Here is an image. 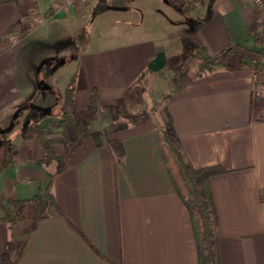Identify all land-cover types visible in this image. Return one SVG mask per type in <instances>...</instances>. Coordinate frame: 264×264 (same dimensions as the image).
Here are the masks:
<instances>
[{"label": "crops", "instance_id": "crops-1", "mask_svg": "<svg viewBox=\"0 0 264 264\" xmlns=\"http://www.w3.org/2000/svg\"><path fill=\"white\" fill-rule=\"evenodd\" d=\"M62 2H0L2 263L197 264L190 216L158 139L166 132L194 168L225 169L208 180L220 264H264V3L91 0L65 10ZM152 7L158 26L138 31ZM110 12L132 19L133 31L93 47L75 37L69 53L60 54L59 42L50 48L59 54L29 51L46 47L44 28L79 27ZM196 46L236 56L198 75ZM72 60L74 72L53 77ZM174 80L180 85L170 90ZM154 102L169 123L147 111ZM117 108L147 114L128 121L120 112L111 126ZM65 114L89 118L82 134L69 131ZM46 193L40 211L23 201Z\"/></svg>", "mask_w": 264, "mask_h": 264}, {"label": "trees", "instance_id": "trees-1", "mask_svg": "<svg viewBox=\"0 0 264 264\" xmlns=\"http://www.w3.org/2000/svg\"><path fill=\"white\" fill-rule=\"evenodd\" d=\"M1 1L5 0H0V2ZM260 54L264 55V49ZM192 56L200 60L198 71V75H200L213 68L226 67L225 60L230 56L236 55L229 47L216 53H211L203 46H196L192 51ZM94 105L95 98L93 94L90 108L93 109ZM116 112L119 114L121 111L117 108ZM144 117L145 116L142 118ZM167 118L166 122L169 123L170 118L168 115ZM75 119V114L64 116V122L70 128L73 127ZM114 125L115 122L111 124V126ZM158 139L166 168L172 179L175 190L187 208L190 216L196 243L197 264H220L218 221L216 208L208 186V180L213 175L225 172V169L221 166L194 168L182 152L180 144L176 139L166 132L158 133ZM111 147L117 159L121 160L123 156L122 144L114 142ZM46 199H50V196L47 193L23 201L32 200L38 202L40 211L44 205L43 202ZM23 201L13 200L12 202L20 204ZM39 211L37 212L33 223L39 218ZM10 246L11 243L8 244V248ZM0 264H3L1 256Z\"/></svg>", "mask_w": 264, "mask_h": 264}, {"label": "rangeland", "instance_id": "rangeland-1", "mask_svg": "<svg viewBox=\"0 0 264 264\" xmlns=\"http://www.w3.org/2000/svg\"><path fill=\"white\" fill-rule=\"evenodd\" d=\"M91 0H77L72 4H79V6L81 4H87L89 3ZM254 3V2H253ZM258 5V4H256ZM62 6V3L61 5ZM63 8V7H62ZM67 10V9H65ZM117 12H110L109 14H103V15H99L100 17L97 18V20L95 21H91V23L85 25L84 23L86 22V20L83 21V23H81L82 25H79V27H77V24L75 26L72 25H65L62 27H52L50 26V29H45V35L47 37V39L45 40V44L46 47H40L36 46V44H33L31 47L29 46V51L34 53V54H59L58 51L55 50H51L50 48H52V46H54L55 43L59 42L58 45L60 46V49H62V51H60V54L62 53H69V52H73V50L75 51V46L74 45H70L71 43H73V38L77 37H81L79 38L80 40H91L92 43L90 44H85L82 47H93V46H100V45H104L107 42H109L110 40H114L115 36H126L125 33H128L129 31H133V29L135 28V24H133L132 19L125 17H122V15L116 14ZM158 14L155 12L154 8L152 7V13L151 12H145L144 14V20L139 23L140 25H137V29L138 31L147 29L149 30V24L152 25V27H157L158 26ZM135 23V22H134ZM54 28V29H51ZM53 30V31H52ZM53 32V33H52ZM55 34V35H54ZM55 36V37H54ZM57 36V37H56ZM68 41V43H67ZM96 41V42H95ZM79 44H76V47H78ZM80 48V47H79ZM65 49V50H63ZM62 52V53H61ZM57 71L54 73L56 74L53 77H62L65 78L70 72H74L76 69V62L75 60L70 61L69 63H65V64H61L59 67H57ZM47 70H44V68L40 69V76H43L44 73H46ZM181 77L183 78L184 75H181ZM182 81V80H180ZM180 84L178 83V81L174 80L170 86V90L172 88H176L178 87ZM63 96V94L61 95ZM168 96V92H164L161 93L159 95L160 100L162 101L163 99H165ZM148 112L150 111H156L158 112V114L164 119V123L167 124L166 119L167 118V114L165 112V108L162 106V102H154V106H152L149 110H147ZM146 111V112H147ZM121 112L123 113V115H125L127 117L126 120L131 121L133 119H135L136 117H139L140 115H144L147 114L146 112H143L141 114H139L138 111L130 109L127 111H124V109H121ZM120 114V113H119ZM116 110L113 111V120L116 122V118L119 115ZM66 116V114L64 115ZM63 116V117H64ZM83 117H81V119L79 120L78 116L76 115V119L73 122V127H68L66 125V127L69 129L70 132L72 131H77L79 134H82L84 131V126H86L87 121L89 120L88 117H86L85 115H82ZM141 116V117H142ZM83 118V119H82ZM6 133H0V140H3L5 138ZM72 138V139H71ZM69 141H71V143L74 141V138L72 135H70L67 138ZM262 199L264 200V191L262 192ZM18 238V237H17ZM19 239V238H18ZM14 240V242L11 243V246L14 245H18L19 241Z\"/></svg>", "mask_w": 264, "mask_h": 264}, {"label": "built area", "instance_id": "built-area-1", "mask_svg": "<svg viewBox=\"0 0 264 264\" xmlns=\"http://www.w3.org/2000/svg\"><path fill=\"white\" fill-rule=\"evenodd\" d=\"M77 0H63L62 6L64 9H67L69 5L74 3ZM80 1V0H79ZM255 4L262 5L264 3V0H252Z\"/></svg>", "mask_w": 264, "mask_h": 264}]
</instances>
